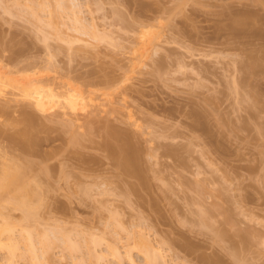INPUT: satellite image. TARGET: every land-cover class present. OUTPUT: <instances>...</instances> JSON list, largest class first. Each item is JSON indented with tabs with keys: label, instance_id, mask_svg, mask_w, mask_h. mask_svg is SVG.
<instances>
[{
	"label": "rangeland",
	"instance_id": "374dc122",
	"mask_svg": "<svg viewBox=\"0 0 264 264\" xmlns=\"http://www.w3.org/2000/svg\"><path fill=\"white\" fill-rule=\"evenodd\" d=\"M73 1L77 7L70 0H0L1 65L10 69L15 57L14 70L25 72L36 64L42 77L81 90L87 100L85 110L70 116L76 125L59 117L60 107L36 114L46 130L26 151L16 139L28 129L21 115L27 108L15 96L7 95L17 104L5 98L11 110L0 117V156L6 153L23 171L34 162L27 179L45 183L42 207L35 208L40 222L28 226L40 250L35 262L94 264L90 252L96 251L99 264H147L142 238L160 253L155 264H264V0ZM110 126L141 149L133 167L105 148L107 140L118 145ZM68 133L80 140L72 142ZM13 210L7 212L18 224L21 250L11 259L0 249V263L36 264L20 234L27 222ZM45 237L58 241L48 255L39 246ZM68 239L71 246L64 247Z\"/></svg>",
	"mask_w": 264,
	"mask_h": 264
},
{
	"label": "bare ground",
	"instance_id": "6f19581e",
	"mask_svg": "<svg viewBox=\"0 0 264 264\" xmlns=\"http://www.w3.org/2000/svg\"><path fill=\"white\" fill-rule=\"evenodd\" d=\"M72 1V2H71ZM70 2H71V4H72V6H74V7H77V5H75V1H73V0H70ZM63 5V4H62ZM33 6H34V4H33ZM60 6V5H59ZM38 7H39V5H38ZM62 8H63V6H61ZM29 8V7H28ZM33 8V7H32ZM36 9H37V6H36ZM40 9V8H39ZM66 9V8H65ZM61 10V9H60ZM35 11V10H34ZM62 11V10H61ZM33 12V11H32ZM38 12H40L39 10H38ZM168 12V11H167ZM36 13V15L35 16H33V17H35L36 18V22H39L40 23V21H38L37 20V17H38V14H37V12H35ZM120 13V12H119ZM164 13V12H163ZM32 14V13H31ZM116 14V13H115ZM162 14V13H161ZM160 14V15H161ZM122 15V14H121ZM120 15V16H121ZM166 15V14H165ZM119 16V15H118ZM119 16V18H120V20L122 19L121 17ZM158 16V15H157ZM162 16H164V14L162 15ZM243 16V15H242ZM123 17V16H122ZM154 18V17H153ZM248 19V18H247ZM35 20V19H34ZM40 20V19H39ZM78 20H79V18H78ZM78 20H76L77 22H78ZM154 20H156V19H154ZM234 20H235V18H234ZM122 21V20H121ZM135 21V20H134ZM146 21V20H145ZM238 21H240V20H238ZM242 21H244V20H242ZM81 22V21H80ZM80 22H78V24L80 23ZM136 22V21H135ZM138 22V21H137ZM157 22V21H156ZM250 22V21H249ZM41 23H42V21H41ZM82 23V22H81ZM123 23V22H122ZM142 23V22H141ZM237 23V22H236ZM240 22H238V24H239ZM77 24V25H78ZM121 24V23H120ZM134 24V23H133ZM160 24V23H159ZM234 24V23H233ZM245 24H246V22H245ZM245 24L244 23H241V25H244V27H245ZM80 25V24H79ZM78 25V26H79ZM82 25L83 26H85L86 27V25H84L83 23H82ZM82 25H80V26H82ZM123 25V24H122ZM139 25H141V24H139ZM144 25H146V24H144ZM161 25V24H160ZM248 25V24H247ZM88 26V25H87ZM233 26V25H232ZM239 26V25H238ZM89 27V26H88ZM127 27V26H126ZM135 27H136V25H135ZM137 27H138V25H137ZM143 27V26H142ZM41 28V27H40ZM87 28V27H86ZM90 28V27H89ZM134 28V27H133ZM146 28H148V27H146ZM238 28V27H237ZM78 29V28H77ZM131 29V28H130ZM129 29V30H130ZM135 29V28H134ZM40 30V29H39ZM73 30V29H72ZM79 30V29H78ZM84 30H86V29H83L82 30V28H81V31H83L84 32ZM133 30V29H132ZM139 30V29H138ZM37 31H38V29H37ZM42 31V30H41ZM80 31V30H79ZM80 31V32H81ZM92 32V29L91 30H89V32ZM243 31V30H242ZM136 32V31H135ZM142 32V31H141ZM237 32H238V30H237ZM39 33V32H38ZM94 33V32H93ZM87 34V33H86ZM91 34V33H90ZM138 34V33H137ZM146 34H147V32H146ZM82 35V34H81ZM84 35V34H83ZM96 35V34H95ZM135 35V34H134ZM140 35H142V34H140ZM86 36V35H85ZM94 36V35H93ZM97 36H98V34H97ZM39 37V36H38ZM87 37V36H86ZM89 37V36H88ZM100 37V36H99ZM99 37H97V39L99 38ZM144 37V36H143ZM156 37V36H155ZM45 38H47V36H45ZM58 38H59V36H58ZM61 38V37H60ZM59 38V39H60ZM78 38V37H77ZM80 38V37H79ZM90 38V37H89ZM88 38V39H89ZM159 38V37H158ZM42 39H43V37H42ZM147 39H148V37H147ZM151 39V38H150ZM168 39V38H167ZM44 40H46V39H44ZM63 40V39H62ZM76 40V39H75ZM74 40V41H75ZM78 40H80V39H78ZM83 40V39H82ZM93 40V39H92ZM43 41V40H42ZM64 41V40H63ZM68 41V40H67ZM91 41V40H90ZM34 42V41H33ZM101 42V41H100ZM144 43H146V45L148 44L147 42H145V40L143 41ZM143 42H141L140 44H143ZM18 43V42H17ZM37 43H39V42H37ZM41 43V42H40ZM43 43V42H42ZM49 43V42H48ZM89 43V42H88ZM92 44V43H91ZM31 48V47H30ZM69 48H71V47H69ZM37 49V48H36ZM68 49V48H67ZM3 50H5V49H3ZM2 50V51H3ZM23 50V49H22ZM63 50H65V49H63ZM71 50V49H70ZM1 51V52H2ZM28 51V50H27ZM44 51V50H43ZM55 51V50H54ZM78 51V50H77ZM6 53V52H5ZM40 53V52H39ZM69 53V52H68ZM3 54V53H2ZM20 54L21 53H19V55L18 56H20ZM50 54H52V53H50ZM74 54V53H73ZM155 54V53H154ZM6 55V54H5ZM4 55V56H5ZM55 55H56V53H55ZM70 55H72L71 53H70ZM70 55H68V56H70ZM3 56V57H4ZM14 56V55H13ZM15 56H17V55H15ZM22 56V55H21ZM39 56V55H38ZM48 56V55H47ZM144 56V55H143ZM150 56V55H149ZM1 57V56H0ZM72 57V56H71ZM6 57H4V59H5ZM15 58V57H14ZM14 58H12L11 60H9L10 62H14V65H16L15 64V62H20L19 60L18 61H16ZM30 58V57H29ZM34 58V57H33ZM51 58V57H50ZM53 58V57H52ZM55 58V57H54ZM70 58V57H69ZM2 59V58H1ZM0 59V60H1ZM19 59V58H18ZM3 60V59H2ZM21 60V59H20ZM38 60V59H37ZM46 60H47V58H46ZM254 60V59H253ZM252 60V61H253ZM8 61V60H7ZM36 63H38V61H36V60H34ZM44 61V60H43ZM53 61H54V59H53ZM52 61V62H53ZM4 62V61H3ZM21 62H23V61H21ZM29 62V61H28ZM51 62V63H52ZM255 62V61H254ZM261 62V61H260ZM259 62V63H260ZM8 63V62H7ZM256 63V62H255ZM3 64V63H2ZM5 64V63H4ZM1 65V61H0V117H2L3 118V116L5 115V117H7L6 116V114H7V112H8V109H10V107H9V105H8V98L7 99H5L6 98V96L9 94L12 98L15 96V97H17V99L16 98H14L15 99V101L16 100H18L19 99V101H20V103L22 102L23 103V107L25 108H27V109H24L23 111H21L22 109H23V107H22V109L20 110L22 113H21V115L23 116V121H24V123H25V125H26V128H28L27 130H23L24 132L22 133V139H16V143H21V145L23 146V147H25L26 148V151H27V148L29 149V147H34V146H36V145H38L37 143L39 142L38 141V139L40 138V137H37V133H39L40 132V130H42V129H44V130H46L45 128H46V125H45V127H44V125H42V124H40V122H39V120L40 119H38V117L36 116V114H41V115H45V117H46V114H50V112L51 111H56L57 109H56V107H60V109H61V112L59 113L58 112V115H59V117L60 118H62V119H65L66 117H69V119L68 120H70V122L72 123V125H74L75 124V122L73 121L74 120V117H77L76 115H77V112L78 111H80L79 110V108L80 109H82V110H85V109H83V107H85L84 105L86 104V102H85V98L86 97H84V93L83 92H81V90H77V88L75 89V87H72V86H69V84L68 85H66V84H61V83H59L58 81V79H56V78H49L48 76H47V78H45V77H42L40 74H41V71H40V69L38 68V65H34V66H31L32 67V71L33 72H30V73H32V74H26V71L27 70H30V69H28V67H27V69H26V71L24 72V70L23 69H25V68H23L22 70L21 69H18V70H14V68H13V66L14 65H12L11 67H10V69H9V65L8 64H5V65ZM11 64V63H10ZM13 64V63H12ZM19 64V63H18ZM23 64V63H22ZM25 64V63H24ZM28 64H30V63H28ZM40 64V63H39ZM42 64V63H41ZM44 64V63H43ZM53 64V63H52ZM20 65V64H19ZM31 65V64H30ZM33 65V64H32ZM256 65H257V63H256ZM258 65H260V64H258ZM16 66H18V65H16ZM20 66H22V65H20ZM24 66V65H23ZM29 66V65H28ZM15 67V66H14ZM30 67V66H29ZM252 67V66H251ZM250 67V68H251ZM254 67H256V66H254ZM260 67H261V65H260ZM17 68V67H16ZM15 68V69H16ZM39 69V71H38V69ZM41 68V67H40ZM45 68V67H44ZM50 68V67H49ZM48 68V69H49ZM161 68V67H160ZM253 68V67H252ZM262 68H263V66H262ZM37 69V70H36ZM54 69V68H53ZM255 69V68H254ZM258 69H259V67H258ZM30 70V71H31ZM44 70V69H43ZM247 70V69H246ZM256 70V69H255ZM254 70V71H255ZM23 71V72H22ZM251 71V70H250ZM39 72H40V74H39ZM47 73H48V71H46ZM45 72V73H46ZM53 72V71H52ZM28 73V72H27ZM45 73H42L43 75L45 74ZM94 74V73H93ZM246 74V73H245ZM86 76V75H85ZM58 78V77H57ZM89 78V77H88ZM104 78V77H103ZM92 79V78H91ZM245 79V78H244ZM56 80H58L57 82H56ZM92 81H93V79H92ZM113 81V80H112ZM85 82V81H84ZM87 82V81H86ZM69 83V82H68ZM101 83V82H100ZM104 83V82H103ZM244 83V82H243ZM71 84V83H70ZM106 84V83H105ZM86 85H87V83H86ZM246 85V84H245ZM109 86V85H108ZM9 89H11L12 91H17V92H15L14 94H13V96L11 95V93H9ZM81 89V88H80ZM11 91V92H12ZM13 93V92H12ZM10 96H7V97H10ZM10 97V99H12ZM9 99V101H11ZM12 101H13V99H12ZM19 101H18V103H19ZM87 101V100H86ZM14 102V101H13ZM14 103H16V102H14ZM19 103V104H20ZM9 104H11V102L9 103ZM13 104V103H12ZM17 104V103H16ZM11 106V105H10ZM81 106H83L82 108H81ZM19 107H20V105H19ZM30 108V110H33V109H35L34 111L35 112H38V113H35L34 111L32 112V111H30V110H28ZM33 108V109H32ZM20 109V108H19ZM56 109V110H55ZM11 110V109H10ZM15 112H17V111H15ZM11 113V112H10ZM52 113V112H51ZM196 113V112H195ZM104 114V113H103ZM17 115H18V113H17ZM21 115H20V117H21ZM55 115H57V114H55ZM192 115V114H191ZM199 115V114H198ZM206 115V114H205ZM70 116H74L73 117V119H71L72 117H70ZM57 117V116H56ZM206 117V116H205ZM11 118V117H10ZM12 118H15V117H12ZM40 118V117H39ZM58 118V117H57ZM1 119V118H0ZM98 119H100V118H98ZM104 119V118H103ZM201 119H202V117H201ZM205 119V118H204ZM5 120V119H4ZM77 120H79V119H76L75 121H77ZM96 120V119H95ZM7 121H8V119H7ZM9 121H10V119H9ZM53 121V120H52ZM62 121H64V120H62ZM81 121V120H80ZM104 121V120H103ZM198 121V120H197ZM6 122V121H5ZM59 122V121H58ZM78 122V121H77ZM96 122V121H95ZM195 122V121H194ZM12 123V122H11ZM15 123V122H14ZM14 123H12V124H14ZM20 123V122H19ZM18 123V124H19ZM23 123V122H22ZM24 123L22 124V125H24ZM57 123V122H56ZM60 123V122H59ZM64 123V122H63ZM74 123V124H73ZM92 123H94V122H92ZM92 123H90V124H92ZM99 122L97 121V125H98V127H99V125L101 124H98ZM106 123V122H105ZM0 124H4V123H0ZM6 124V123H5ZM10 124V123H9ZM48 124V123H47ZM54 124V123H53ZM53 124H50V125H53ZM65 124V123H64ZM63 124V125H64ZM69 124V123H68ZM79 124V123H78ZM17 125V124H16ZM49 125V124H48ZM57 125V124H56ZM59 125V124H58ZM62 125V124H61ZM67 125V124H66ZM70 125L71 124H69V127H70ZM76 125V124H75ZM81 125V124H80ZM84 125V124H83ZM83 125H82V128H83ZM111 125V124H110ZM92 126V125H91ZM132 126V125H131ZM69 127H68V130H69ZM85 127H86V125H85ZM88 127H90V125H88ZM87 127V128H88ZM196 127V126H195ZM4 128H5V125H4ZM7 128V127H6ZM13 128V127H12ZM23 128V127H22ZM25 128V129H26ZM51 128V127H50ZM65 128H67V127H65ZM71 128H73V127H71ZM70 128V129H71ZM74 128H76V127H74ZM80 128V127H79ZM105 128H108L107 127V125H106V127ZM116 128V127H115ZM122 128V127H121ZM194 128V127H193ZM2 129V128H1ZM21 129V128H20ZM77 129H78V127H77ZM84 129H86V128H84ZM96 129V128H95ZM138 129V128H137ZM198 129V128H197ZM203 129V128H202ZM78 130H80V129H78ZM98 130V129H97ZM109 130V129H108ZM108 130H106L107 131V133H108ZM111 130V131H110ZM110 132L108 133L112 138H111V140L113 139V137L115 138V139H117L116 140V142L118 143V145L116 144V145H113L112 143H110V141H106V143H104V146H105V148L109 151V153L112 155V156H114L115 158H117V160H119V163H121L122 162V165L123 166H125L126 168H129L131 165H132V167H133V165L139 160V159H137L138 157V153L140 152V150H139V152L137 153L136 152V150L134 149L135 148V146H134V148L130 145L131 143L127 140L126 141V138H124L125 136H129V135H125L124 133H123V135H122V132L120 133V131H118L117 132V130L115 131V130H112V128H111V126H110ZM122 130V129H121ZM139 130V129H138ZM82 131V130H81ZM86 131H87V129H86ZM103 131H104V129H103ZM102 131V132H103ZM195 131V130H194ZM41 132H43V130L41 131ZM51 132V131H50ZM61 132V131H60ZM69 132V131H68ZM83 132V131H82ZM89 132V131H88ZM99 132H100V130H99ZM71 133V132H70ZM70 133H68L69 134V136L71 137V140H72V142H75V138H77V135L75 136V134L74 133H76V131H74V133H72L73 135V137L70 135ZM79 133H81V132H79ZM19 134V133H18ZM53 134V133H52ZM65 134V133H64ZM67 134V133H66ZM65 134V135H66ZM77 134V133H76ZM86 134V135H85ZM100 134H101V132H100ZM130 134V133H129ZM2 135L4 136V133L0 130V136H1V138H2ZM16 135V134H15ZM19 135H21V134H19ZM39 135V134H38ZM14 136V135H13ZM40 136V135H39ZM83 136H86L87 137V133H85L84 132V135ZM83 136H81V137H83ZM105 136V135H104ZM122 136H124L123 138H122ZM7 137H9L8 135H7ZM11 137V136H10ZM52 137V136H51ZM75 137V138H74ZM12 138V137H11ZM10 138V139H11ZM15 138V137H14ZM21 138V137H20ZM43 138V137H42ZM110 138V137H109ZM9 139V138H8ZM53 139V138H52ZM3 140H5V138L3 139ZM39 140H41V139H39ZM43 140V139H42ZM61 140V139H60ZM80 139H79V137L77 138V142L79 141ZM84 140V139H83ZM110 140V139H109ZM129 140H130V138H129ZM15 141V140H14ZM13 141V142H14ZM49 141V140H48ZM53 141V140H52ZM68 141H69V138H68ZM132 141V140H131ZM1 142V141H0ZM9 142H11V140L9 141ZM8 142V143H9ZM42 142V141H41ZM60 142V141H59ZM71 142V141H70ZM76 142V144H78ZM105 142V141H104ZM113 142V141H112ZM15 143V144H16ZM43 143V142H42ZM50 143H51V140H50ZM54 143V142H53ZM80 143H82V141L80 142ZM80 143H79V145H80ZM103 143V142H102ZM130 143V144H129ZM11 144V143H10ZM13 144V143H12ZM56 144V143H55ZM70 144V143H69ZM99 144V143H98ZM14 145V144H13ZM40 145H42V144H40ZM71 145V144H70ZM73 146H74V144H72ZM71 145V146H72ZM86 145V144H85ZM100 145V144H99ZM20 146V145H19ZM22 146H20L21 148H22ZM102 145H100V147H101ZM77 147H78V145H77ZM169 147V146H168ZM17 148V147H16ZM34 148H36V147H34ZM69 148H70V146H69ZM75 148V147H74ZM79 148V147H78ZM102 148V147H101ZM138 148V147H137ZM167 148V147H166ZM14 149V148H13ZM23 149V148H22ZM65 149H67V148H65ZM73 149V148H72ZM1 150V149H0ZM3 150V149H2ZM5 150V149H4ZM8 150V149H7ZM16 150V149H15ZM17 150H18V148H17ZM31 150V149H30ZM30 150L28 151V152H30ZM37 150H38V148H37ZM103 150V149H102ZM106 150V151H107ZM11 151V150H10ZM22 151V150H21ZM24 152H26L25 151V149L23 150ZM55 151V150H54ZM73 151V150H72ZM174 151V150H173ZM5 152V151H4ZM3 152V153H4ZM7 152V151H6ZM33 152V151H32ZM34 152H36V150H34ZM71 151H69V153H70ZM75 152V151H74ZM73 152V153H74ZM1 153V152H0ZM12 153V152H11ZM36 153H38V152H36ZM107 153V152H106ZM168 153V152H167ZM167 153H166V155H167ZM10 154V153H9ZM15 154H16V152H15ZM22 154V153H21ZM72 154V153H71ZM77 154V153H76ZM150 154V153H149ZM187 154V153H186ZM20 155V154H19ZM56 155V154H55ZM172 155V154H171ZM7 155H6V153H5V155H4V158L2 157V156H0V157H2V159L0 160V249H6L7 251H8V254H9V256H10V258L11 259H13V258H15L16 256H18L17 255V253H18V251L19 250H21L20 249V247H19V243H17L15 240V238H14V232H15V229L17 228V226H18V224H15V223H12V221H10V219H9V213L7 212L8 210H10V209H14L13 211H17V210H19V211H21L22 212V217H23V219L21 220V221H26L27 223H28V225H27V223H26V225H20L19 227L21 228L20 229V234L22 235V234H25V240L27 241V248L25 249V250H27V252H25V254H27V253H29V255L31 256L30 257V259L28 258V256H27V258L29 259V260H31L32 262H33V260H34V263H36V264H38V262H35V260L37 259V253L39 254V251L37 252V250L35 249V242L33 243V236H32V234H33V232H32V229H35V226L34 227H31L32 225H34L35 223H36V221L37 220H39V219H37V218H40V216L39 215H37L38 214V212L40 211L39 210V208H41V207H38V205L40 204V202H43V200L41 199V198H45V196H43V195H41L42 193H41V190H42V192H43V188H42V186L41 185H43L42 183H44V181L43 182H41V184H40V181H41V179H40V181L38 180V179H36L37 180V182L35 181V182H33V181H31L33 178L32 177H30V179L31 180H29V179H27V177L28 176H32L30 173H27V170H33L32 169V167H33V164L35 165V163L34 162H32V161H30V162H26V164H25V166H23L25 169H26V173L27 174H25V169H24V171L20 168V166H15L14 164H12V162H10V160H7V157H6ZM9 156V155H8ZM38 156H39V153H38ZM106 156H108V155H106ZM140 156H142V155H140ZM30 157H31V155H30ZM78 157V156H77ZM79 157H80V155H79ZM111 157V156H110ZM114 157H112V158H114ZM10 158H13L12 156L10 157ZM18 158H19V156H18ZM24 158V157H23ZM38 158V157H37ZM140 158V157H139ZM175 158V157H174ZM15 159V158H14ZM22 159V158H21ZM24 159H26V157L24 158ZM23 159V160H24ZM40 159V158H39ZM68 159H70V158H68ZM75 159H76V157H75ZM78 159V158H77ZM137 159V161H135ZM142 159V158H141ZM18 160V159H17ZM20 160V159H19ZM26 160H28V159H26ZM25 160V161H26ZM48 160V159H47ZM72 160H73V158H72ZM177 160V159H176ZM24 161V162H25ZM45 161V160H44ZM78 161V160H77ZM23 162V163H24ZM33 164H32V163ZM36 162V161H35ZM68 162H72V161H68ZM118 162V161H117ZM180 162V161H179ZM15 163V162H14ZM17 164H18V162H16ZM21 163V162H20ZM23 163H21V164H23ZM73 163V162H72ZM84 164V163H83ZM137 164H139V163H137ZM24 165V164H23ZM37 165V164H36ZM47 165V164H46ZM49 165V164H48ZM67 165V164H66ZM76 165H77V163H76ZM121 165V164H120ZM22 166V165H21ZM39 166V165H38ZM38 166H37V168H38ZM50 166V165H49ZM78 166H79V164H78ZM114 166H115V164H114ZM117 166V165H116ZM122 166V168H125V167H123ZM183 166V165H182ZM40 167V166H39ZM66 167V166H65ZM69 167V166H68ZM120 167V166H119ZM184 167V166H183ZM49 168V167H48ZM78 168V167H77ZM135 168H136V165H135ZM139 168V167H138ZM41 169H42V171L43 172H47L48 170H47V168H42L41 167ZM64 168H62V170H63ZM30 170V172L32 173H34L36 170H34V171H31ZM38 170V169H37ZM120 170V169H119ZM132 170V169H131ZM41 170H39V172H41V173H43ZM51 171V170H50ZM50 171H48V172H50ZM65 171V170H64ZM63 171V172H64ZM29 172V171H28ZM39 172H36V173H39ZM56 172V171H55ZM130 172V171H129ZM34 174V176L35 175H37V174ZM51 173V172H50ZM49 173V174H50ZM59 173H60V171H59ZM121 173V172H120ZM28 174H30V175H28ZM48 174V173H47ZM48 174V175H49ZM130 174V173H129ZM132 174H133V171H132ZM131 174V175H132ZM135 174V173H134ZM48 175H46L47 177H49ZM55 175V174H54ZM61 175V174H60ZM65 175V174H64ZM94 175V174H93ZM128 175V174H127ZM137 175H138V173H137ZM25 176H26V179L27 180H29V181H31L33 184L31 185V184H28L27 183V180H25L24 178H25ZM33 176V177H34ZM41 176H44V174L43 175H41ZM63 176V175H62ZM98 176V175H97ZM97 176H94V177H97ZM45 177V176H44ZM66 177V176H65ZM99 177V176H98ZM97 177V178H98ZM138 177V176H137ZM35 178H37V176L35 177ZM38 178H39V174H38ZM64 178V177H63ZM93 178V177H92ZM103 178H104V176H103ZM124 178V177H123ZM136 178V177H135ZM50 179V178H49ZM53 179V178H52ZM60 179V178H59ZM66 179V178H65ZM65 179H64V181H65ZM94 179H96V178H94ZM102 178H101V176H100V178H99V180H101ZM119 179V178H118ZM140 179V178H139ZM43 180V179H42ZM46 180V179H45ZM63 180V179H62ZM61 180V181H62ZM26 181V182H25ZM54 181V180H53ZM58 181V180H57ZM95 181V180H94ZM31 182H29V183H31ZM85 182H87V181H85ZM93 182V181H92ZM98 182V181H97ZM102 181H100V183H101ZM107 182V181H106ZM47 183H48V181H47ZM96 183V182H95ZM109 183V182H108ZM133 183V182H132ZM45 184V183H44ZM81 184V183H80ZM86 184V183H85ZM104 184L106 185V183L104 182ZM103 184V185H104ZM112 184V183H111ZM197 184H198V182H197ZM48 185V184H47ZM82 185V184H81ZM100 185V184H99ZM145 185H147V184H145ZM33 186V187H32ZM40 187H41V190H40ZM92 187V186H91ZM93 188V187H92ZM199 188V187H198ZM44 189H45V187H44ZM50 189V188H49ZM78 189V188H77ZM81 190V189H80ZM52 191V190H51ZM92 191V190H91ZM112 191V190H111ZM111 191H110V193H111ZM149 191V190H148ZM78 192H79V190H78ZM77 192V193H78ZM82 192V191H81ZM84 192V191H83ZM86 192V191H85ZM46 193H47V191H46ZM45 193V194H46ZM49 193V192H48ZM47 193V194H48ZM104 193L106 194V192H105V190H104ZM36 200V201H35ZM35 201V202H34ZM37 204V205H36ZM41 204H43L44 205V203H41ZM34 206H36V207H34ZM40 206V205H39ZM38 207V208H37ZM35 208H37V210H38V212L36 213L35 211H37V210H35ZM10 212V211H9ZM20 212V213H21ZM232 212V211H231ZM39 216V217H38ZM21 218V217H20ZM33 220V223L34 224H32V222L30 223V221H32ZM40 222V221H39ZM38 222V223H39ZM21 223V222H20ZM38 223H36V226L38 225ZM30 224V225H29ZM41 225H42V223H40ZM39 224V225H40ZM40 225V226H41ZM28 226H30L32 229H29V227ZM40 226H38L39 228H40ZM41 230H42V228H41ZM40 232V231H39ZM41 234H43L42 232H41ZM34 235V234H33ZM43 235H45L46 236V233L45 234H43ZM42 235V236H43ZM244 235V234H243ZM55 236V235H54ZM39 237H40V234H39ZM36 238V237H35ZM54 238V237H53ZM221 238V237H220ZM41 239V238H40ZM47 239L49 240V237L48 238H46L45 237V239L43 238V241L42 240H40V243L41 244H39V246L40 245H43L42 246V252H43V254L42 255H46V253H47V255H48V253H49V251L50 250H52L51 248L53 247V246H56L55 245V243L57 242L58 243V241L57 240H53V239H51V241L53 240V242H48L47 241ZM56 239H57V237H56ZM62 239H64V238H62ZM141 239V244H139L140 245V247L142 248V254H144V257L147 259H145L146 260V262L148 261V263L147 264H149V263H152L153 261H155V263L157 262V256L159 257V254H156V251H155V248L151 245V242L150 241H148V240H143L142 238H140ZM35 240H37V239H35ZM38 241V240H37ZM62 241V240H61ZM60 241V242H61ZM39 242V241H38ZM60 242H59V244H60ZM63 243V246L64 247H66V246H71L70 245V243H69V239H68V241L66 240V242H62ZM64 243L66 244V246L64 245ZM69 243V244H68ZM73 245V244H72ZM76 245V244H75ZM74 245V246H75ZM36 247H37V245H36ZM63 247V248H64ZM40 248V247H39ZM54 248V247H53ZM72 249H73V246L71 247ZM66 249H68V248H66ZM24 250V251H25ZM75 250H76V246H75ZM72 251V250H71ZM37 252V253H36ZM91 253V258H89V259H91L92 260V262L94 263V264H99V262H100V260L102 259V255H98L97 254V252L96 251H93V252H90ZM20 254V253H19ZM22 254H23V252H22ZM115 254H117L118 256H120V252L118 251V249H116L115 250ZM153 255V256H152ZM157 255V256H156ZM23 257V255H20V257ZM26 256V255H25ZM40 256V255H39ZM50 256V255H49ZM44 257V256H43ZM47 257V256H46ZM45 257V258H46ZM160 257H162V255H160ZM24 258H26V257H24ZM27 259V260H28ZM39 259H40V257H39ZM41 259H43V258H41ZM218 259V258H217ZM151 260V261H150ZM210 260V259H209ZM30 261V262H31ZM37 261V260H36ZM40 262H41V260H40ZM39 262V263H40ZM43 262V261H42ZM41 262V263H42ZM91 262V261H90ZM91 262V263H92ZM211 262H212V260H211ZM214 262V261H213ZM218 262V261H217ZM155 263H152V264H155ZM1 264V263H0ZM10 264H12V263H10ZM43 264H45V263H43ZM213 264V263H212ZM215 264V263H214Z\"/></svg>",
	"mask_w": 264,
	"mask_h": 264
}]
</instances>
